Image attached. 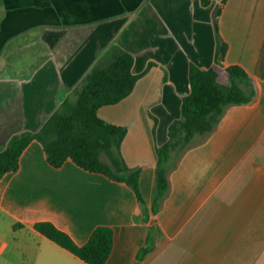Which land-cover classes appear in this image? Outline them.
<instances>
[{"label":"crops","instance_id":"obj_1","mask_svg":"<svg viewBox=\"0 0 264 264\" xmlns=\"http://www.w3.org/2000/svg\"><path fill=\"white\" fill-rule=\"evenodd\" d=\"M112 44L133 56L138 77L126 98L97 111L126 131L115 161L100 157L122 180L71 161L54 168L32 141L0 180V264H86L36 232L38 222L77 246L112 229L105 264H264V0H0V150L38 132ZM191 65L223 85L225 69L240 67L249 101L188 144L159 199L158 152L181 118ZM122 165L138 171L142 204Z\"/></svg>","mask_w":264,"mask_h":264},{"label":"trees","instance_id":"obj_2","mask_svg":"<svg viewBox=\"0 0 264 264\" xmlns=\"http://www.w3.org/2000/svg\"><path fill=\"white\" fill-rule=\"evenodd\" d=\"M207 4L204 2L205 6ZM218 15L219 11L216 10L215 63L221 66L225 44L218 35ZM133 62V56L116 44L98 54L95 64L74 93L64 97L58 109L44 120L38 132L15 135L0 150V180L5 175L18 171L22 152L32 141H36L42 146L47 163L54 168H60L66 161H71L86 172L121 181L120 170L115 173L100 157L104 154L115 161L126 131L100 120L97 111L101 107L117 104L132 92L138 79L131 72ZM225 72L228 76L227 85L218 82L217 73L213 69L203 71L194 65L190 66V93L182 101L181 118L170 127L171 142L158 152L159 199L168 191V172L177 165L181 154L193 138L198 136L202 141L205 140L215 130L228 107L249 101L243 88L247 85L246 73L238 66L227 67ZM172 150H177V154L168 166V152ZM122 166L123 172L128 174L125 183L133 189L138 202L142 204L138 189V171ZM33 228L86 264H105L112 251L113 231L105 226L95 228L82 246L74 244L67 234L49 222L35 223Z\"/></svg>","mask_w":264,"mask_h":264},{"label":"rangeland","instance_id":"obj_3","mask_svg":"<svg viewBox=\"0 0 264 264\" xmlns=\"http://www.w3.org/2000/svg\"><path fill=\"white\" fill-rule=\"evenodd\" d=\"M200 140V138H198V136L195 138V139H193L192 141H191V143L189 144V145H193V144H195L196 142H198Z\"/></svg>","mask_w":264,"mask_h":264}]
</instances>
